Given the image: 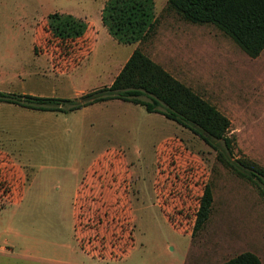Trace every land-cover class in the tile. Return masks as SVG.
Returning <instances> with one entry per match:
<instances>
[{"label": "rangeland", "instance_id": "1", "mask_svg": "<svg viewBox=\"0 0 264 264\" xmlns=\"http://www.w3.org/2000/svg\"><path fill=\"white\" fill-rule=\"evenodd\" d=\"M167 5L0 0V92L81 102L139 48L230 119L232 161L264 168V51L252 58ZM219 150L122 100L67 113L0 102V264H223L243 252L264 264V182ZM208 184L212 213L193 236Z\"/></svg>", "mask_w": 264, "mask_h": 264}, {"label": "trees", "instance_id": "2", "mask_svg": "<svg viewBox=\"0 0 264 264\" xmlns=\"http://www.w3.org/2000/svg\"><path fill=\"white\" fill-rule=\"evenodd\" d=\"M167 8L186 22L216 26L252 58L259 57L264 51V0H168ZM152 28L153 25L150 31ZM116 99L141 105L149 113L164 115L190 129L217 150L219 148L215 141L224 142L225 149L219 150L224 166L254 184H257L256 179L264 182V168L257 163L247 159L232 161L233 143L227 136L231 127L230 119L139 48L131 54L109 87L84 95L81 102L0 92V102L32 110L63 113ZM66 104L71 107L65 108ZM213 202V189L208 184L200 200L193 236L208 223ZM223 264L263 263L258 255L243 252Z\"/></svg>", "mask_w": 264, "mask_h": 264}]
</instances>
